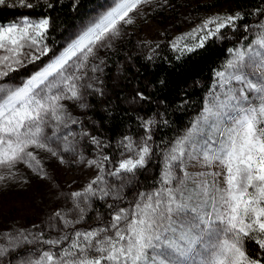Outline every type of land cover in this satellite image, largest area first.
Here are the masks:
<instances>
[{
  "label": "snow or ice",
  "instance_id": "snow-or-ice-1",
  "mask_svg": "<svg viewBox=\"0 0 264 264\" xmlns=\"http://www.w3.org/2000/svg\"><path fill=\"white\" fill-rule=\"evenodd\" d=\"M152 3L112 0L58 52L46 43L48 17L0 24V190H26L24 169L54 182L44 161L97 173L81 190L53 193L71 207L55 210L46 227L0 231V264L14 252L17 264H264V9L254 13V25L243 26L248 43L229 48L214 71L201 111L167 143L149 188L137 182L155 155L151 119L142 121L139 142L121 138L114 165L101 138L72 131L84 122L70 106L86 113L88 92L104 95L92 82L103 71L101 50L135 22L132 13ZM0 6L34 4L0 0ZM244 19L239 11L206 18L172 48L181 55L203 48L224 29L237 31ZM44 57L29 76L11 77ZM86 150L97 154L88 158ZM94 201L106 211H95ZM248 242L259 256L249 253Z\"/></svg>",
  "mask_w": 264,
  "mask_h": 264
},
{
  "label": "trees",
  "instance_id": "trees-1",
  "mask_svg": "<svg viewBox=\"0 0 264 264\" xmlns=\"http://www.w3.org/2000/svg\"><path fill=\"white\" fill-rule=\"evenodd\" d=\"M225 1L235 12L245 15L237 31L223 30L221 39L211 38L203 48L183 55L176 53L171 47L160 45L151 57L129 58V65L121 70V86L125 90L135 87L138 94L145 97L140 98L139 105L133 108L126 106L121 91L113 92L109 99H103L100 95L97 96L100 100L96 97L88 98L87 114L94 126L93 132L109 145L104 149L108 155L112 145L115 146L125 135L139 140L143 120L151 119L154 122L151 143L155 155L147 170L138 172L140 179L137 183L143 188H149L152 178L158 176L161 154L167 143L182 134L202 109L204 98L212 84L213 73L226 57L227 50L242 36L243 26H251L258 18L254 14L256 10L264 9V0ZM30 2L34 4L31 9L19 6L0 8V24H6L20 10L38 18L48 17L50 28L46 43L54 52H58L76 29L88 23L108 1L49 0L53 4L51 8L45 5L44 0ZM103 204L98 202L96 207L101 214L106 211ZM46 235L56 234L47 231ZM250 243L246 245L248 251Z\"/></svg>",
  "mask_w": 264,
  "mask_h": 264
},
{
  "label": "rangeland",
  "instance_id": "rangeland-1",
  "mask_svg": "<svg viewBox=\"0 0 264 264\" xmlns=\"http://www.w3.org/2000/svg\"><path fill=\"white\" fill-rule=\"evenodd\" d=\"M107 1V4L96 11L94 15L107 8L112 2V0ZM9 2H12V0H9ZM2 7L11 8L0 6V8ZM231 13H235V11L225 0H153V3L150 5L141 6L137 12L131 14L135 22L132 25L122 28V36L112 42L113 46L111 48L102 49L100 52V56L104 60V65H102L103 71L96 73L95 75L98 79L92 82L96 87L103 90L104 95H100L101 98L109 99L113 92L121 91L120 93L123 94L122 97L125 100L126 106L133 108L139 105L140 95H138L135 87H129V89L125 90L121 86V70L129 65V58L131 56H140L142 58L151 57L160 45L172 48L173 42L178 37L190 33L206 18L218 14L224 15ZM22 17L38 18L34 15L27 14L25 10H20L17 16L11 18L4 25L18 22ZM256 21H253L251 25H254ZM84 25L76 29L73 35L66 40L63 47L71 38L79 33ZM224 30L230 31L231 29L226 28ZM246 35L248 34L243 32L242 36L234 42L231 48L239 47L240 43L247 44L248 40L243 39ZM250 39L251 36H249ZM184 42L192 43L190 40ZM175 52L180 53L178 51ZM48 59V57H44L36 64H29L18 72L12 73L11 77H16L17 79L27 77L40 65L46 63ZM226 59H228V52L217 69ZM96 62L98 63V61ZM107 73H110V75H107ZM98 95L95 92L89 91L86 95V102L88 103L89 97L97 98ZM97 99L100 100L99 98ZM70 111H72L73 115L79 116L84 122L82 126H72L74 133L78 134L83 129L91 135L96 136L95 132H93L94 126L87 114L88 109L86 113H83L79 108L72 105L70 106ZM143 136L144 130L141 128L140 139L136 141L139 142ZM110 150L109 155L105 150L103 151L111 157L114 165L121 158V149L118 148V142L115 146L112 145ZM96 154V152L91 150L85 151V155L88 158H92ZM46 155L45 153H40L41 158ZM44 163L50 175L54 177V182L38 180L27 169H24V173L30 180V183L26 185V190H17L15 188L10 191L0 190V231L22 228L35 232L37 229L31 228L33 224L46 227L48 218L55 210L60 207H71V204L65 201L63 197L58 198L53 193L63 192L68 194L72 191L81 190L97 174L94 168H87L83 165L61 166L49 161H44ZM21 167L23 168V166ZM55 185H59V187H55ZM125 195L131 198L128 189H125ZM99 203L104 202L100 201ZM97 204L98 202L94 201L95 211H97ZM95 211L90 213V216L94 217ZM249 245L251 246L249 249L251 255L254 257L259 256L258 246L255 243H250ZM18 255L19 253L17 252L11 253L10 256L3 258L2 264H9V261H11V264H17V261L13 257Z\"/></svg>",
  "mask_w": 264,
  "mask_h": 264
}]
</instances>
